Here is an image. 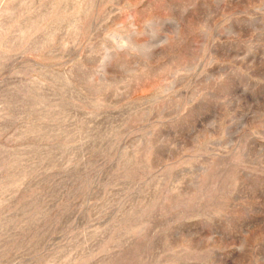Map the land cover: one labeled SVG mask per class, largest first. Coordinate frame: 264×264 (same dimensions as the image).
<instances>
[{
	"label": "rangeland",
	"instance_id": "rangeland-1",
	"mask_svg": "<svg viewBox=\"0 0 264 264\" xmlns=\"http://www.w3.org/2000/svg\"><path fill=\"white\" fill-rule=\"evenodd\" d=\"M0 264H264V0H0Z\"/></svg>",
	"mask_w": 264,
	"mask_h": 264
}]
</instances>
